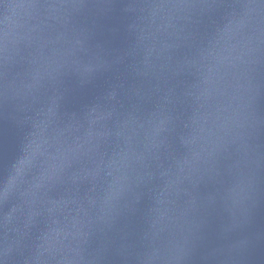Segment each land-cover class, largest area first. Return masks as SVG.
I'll return each mask as SVG.
<instances>
[{
	"label": "clouds",
	"instance_id": "9594fccd",
	"mask_svg": "<svg viewBox=\"0 0 264 264\" xmlns=\"http://www.w3.org/2000/svg\"><path fill=\"white\" fill-rule=\"evenodd\" d=\"M261 97L264 0H0V264H254Z\"/></svg>",
	"mask_w": 264,
	"mask_h": 264
},
{
	"label": "water",
	"instance_id": "95a60500",
	"mask_svg": "<svg viewBox=\"0 0 264 264\" xmlns=\"http://www.w3.org/2000/svg\"><path fill=\"white\" fill-rule=\"evenodd\" d=\"M92 95V92H88L85 94V98H90ZM72 103H77V101H73ZM258 107L261 110H264V97H261L257 101ZM71 106V104H70ZM0 129L3 131V139L5 143L8 142V139L10 137V130H11V125L5 121L0 123ZM253 225L256 226L257 228L264 226V203L259 205L253 212ZM254 264H264V255L261 253L256 254L255 262Z\"/></svg>",
	"mask_w": 264,
	"mask_h": 264
}]
</instances>
